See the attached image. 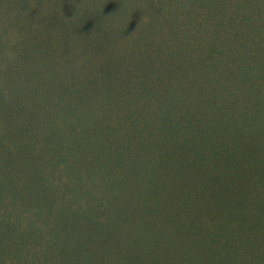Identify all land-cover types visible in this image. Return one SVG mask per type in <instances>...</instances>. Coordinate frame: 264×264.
Segmentation results:
<instances>
[{
  "label": "rangeland",
  "instance_id": "374dc122",
  "mask_svg": "<svg viewBox=\"0 0 264 264\" xmlns=\"http://www.w3.org/2000/svg\"><path fill=\"white\" fill-rule=\"evenodd\" d=\"M0 264H264V0H0Z\"/></svg>",
  "mask_w": 264,
  "mask_h": 264
},
{
  "label": "trees",
  "instance_id": "16d2710c",
  "mask_svg": "<svg viewBox=\"0 0 264 264\" xmlns=\"http://www.w3.org/2000/svg\"><path fill=\"white\" fill-rule=\"evenodd\" d=\"M2 221V220H1ZM3 222H4V219H3Z\"/></svg>",
  "mask_w": 264,
  "mask_h": 264
}]
</instances>
